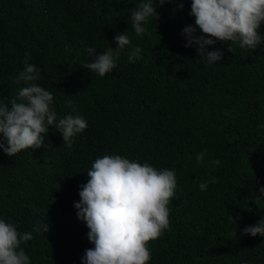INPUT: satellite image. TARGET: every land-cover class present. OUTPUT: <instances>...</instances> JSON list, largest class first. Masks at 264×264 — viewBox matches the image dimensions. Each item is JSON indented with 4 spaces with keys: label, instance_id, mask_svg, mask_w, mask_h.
<instances>
[{
    "label": "trees",
    "instance_id": "16d2710c",
    "mask_svg": "<svg viewBox=\"0 0 264 264\" xmlns=\"http://www.w3.org/2000/svg\"><path fill=\"white\" fill-rule=\"evenodd\" d=\"M140 2L0 0V103L10 107L27 86L16 77L28 52L40 70L34 83L53 94L57 118L78 113L88 124L71 148L53 125L46 147L13 157L0 149V219L32 234L21 245L30 264H82L94 245L74 207L80 185L96 158L121 155L176 174L170 225L150 242L148 264H264V236L242 234L264 217V194L254 203L264 187V128H257L264 124V43L254 50L233 44V53L217 41L206 48L223 58L209 64L184 46L183 28L195 25L191 0L183 9L158 6V20L150 18L137 37L130 17ZM259 31L264 36V24ZM123 32L131 45L110 73L82 66L90 60L86 48L99 55ZM135 46L140 59L130 63ZM212 178L201 191L199 183Z\"/></svg>",
    "mask_w": 264,
    "mask_h": 264
},
{
    "label": "clouds",
    "instance_id": "9594fccd",
    "mask_svg": "<svg viewBox=\"0 0 264 264\" xmlns=\"http://www.w3.org/2000/svg\"><path fill=\"white\" fill-rule=\"evenodd\" d=\"M165 3H176L177 8L183 9V0H141L136 5L130 19L137 37L148 31L143 25L150 18L158 20L157 7ZM189 15L195 18V25L183 28L184 46H194L198 56L209 64L223 58L221 50L206 48L217 41L228 42L227 50L233 53V44L254 50L264 43L259 31L264 24V0H191ZM197 28L202 33L199 36L195 35ZM113 39L117 46L99 55L94 56L95 48H86L90 60L82 66L101 77L110 73L121 50L131 45L125 32ZM140 53L139 46L133 47L128 61L134 63L140 59ZM30 59V53L26 52L24 67L16 77L17 83L27 86L21 87L17 97L9 100L10 107L0 103V149L10 157L26 149L46 147L44 136L50 126H55L69 148L74 137L88 127L86 119L78 113L57 118L51 107L53 94L34 83L40 79V70L28 62ZM65 106L73 109V101L67 99ZM257 128H264V124ZM205 156L206 151L199 152L195 157L197 164ZM210 163L219 165L220 161L214 159ZM86 172L87 182L80 185V199L74 202V207L77 218L89 229L87 237L94 246L85 250L82 264H148L152 255L150 242L158 239L170 225L168 205L176 196L175 171L105 154L96 158ZM209 182L214 183L215 178L199 183V189L207 190ZM258 193L254 203L262 199L264 187ZM231 218L234 222L238 219ZM37 230L44 233L48 226L41 223ZM242 234L264 236V217L255 225L243 228ZM32 238L30 232H18L15 224L0 219V264H30L21 245Z\"/></svg>",
    "mask_w": 264,
    "mask_h": 264
}]
</instances>
